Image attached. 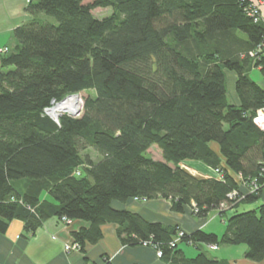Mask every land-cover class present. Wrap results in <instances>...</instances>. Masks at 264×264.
I'll return each instance as SVG.
<instances>
[{"label":"trees","instance_id":"trees-1","mask_svg":"<svg viewBox=\"0 0 264 264\" xmlns=\"http://www.w3.org/2000/svg\"><path fill=\"white\" fill-rule=\"evenodd\" d=\"M86 1L29 0L33 19L15 31V48L2 60L0 234L14 220L31 233L51 218L81 221L90 228L73 237L84 251L115 223L126 247L147 244L172 264H231L200 245L246 246V258L262 262L264 204H256L264 187V131L254 117L264 108V89L251 71L263 65L264 76V53H251L264 45V23L251 16L252 4ZM99 8L113 14L97 19ZM227 71L237 75V104L229 99ZM83 93L89 95L81 117L56 122L45 113ZM153 147L163 161L150 157ZM193 163L215 177L183 167ZM254 185L259 190L244 195L242 186ZM159 198L205 223L218 211L225 233L187 234L113 207ZM182 244L198 255L187 259Z\"/></svg>","mask_w":264,"mask_h":264},{"label":"crops","instance_id":"crops-1","mask_svg":"<svg viewBox=\"0 0 264 264\" xmlns=\"http://www.w3.org/2000/svg\"><path fill=\"white\" fill-rule=\"evenodd\" d=\"M248 1L259 7L260 18L264 23V0ZM28 2L29 0H0V71L2 60L7 55L1 53V50L9 48L12 51L15 48V31L33 19L28 12ZM262 69L263 65L254 68L251 76L264 89ZM226 74L229 96L232 103L237 104V75L230 71ZM212 148L219 153L217 145H212ZM189 167L193 168V172L187 171L195 177L209 178L216 175L212 169L202 163H193ZM241 189L246 191L244 186ZM263 204L264 187L256 206ZM113 207L135 213L149 223L177 227L187 234L203 229L207 233L222 236L226 230V221L218 211L210 213L205 223L195 218L190 210H186L183 214L173 211L172 204L161 198L148 201L129 199L125 202H115ZM89 228V224L81 221H72L71 224H67L57 218H51L44 221L35 233H31L27 231L24 221L14 220L10 223L7 232L0 234V264H105L106 262L110 264H172L170 259L158 258L156 251L152 248L126 247L119 237V226L115 223L103 226V237L98 243L88 244L84 251L82 248L67 251L66 246L75 244L73 234ZM200 247L208 253L218 252L220 257L214 258L227 260L231 264H264V260L254 262L247 259L246 246L243 248L239 246L236 249L230 248L231 246H224V248L220 246L218 250H211L206 245H200ZM179 250H182L187 259H194L199 253L196 247L193 250L183 245L179 247ZM237 250L239 254L235 252Z\"/></svg>","mask_w":264,"mask_h":264},{"label":"built area","instance_id":"built-area-1","mask_svg":"<svg viewBox=\"0 0 264 264\" xmlns=\"http://www.w3.org/2000/svg\"><path fill=\"white\" fill-rule=\"evenodd\" d=\"M251 16H253L254 18H256V21L261 20V18H260V12H259V7L252 5ZM8 52H9V48H5V49H2L1 50V53H3V54H7ZM262 53H264V45L259 46V48L257 49V52L251 53V56L252 57H256V56L257 57H260L262 55ZM80 97H81L80 95H73V96H70V97L66 98L63 102H61L59 104H56L55 102H53V107L52 108H49V109H46L45 110V113L48 116L51 117V114L50 113L55 108V106L57 107L60 104L67 102L69 99H75V100H77L78 103H75L74 104L73 109H71L70 112H68V111L64 112V115H68V116H71L73 118H79V117H81L82 112H83V105L81 103L82 101H81V98ZM58 119H59V117L58 118H55L54 120L56 122H58ZM254 123L257 126H259L264 131V108H261V109H259L257 111L256 116L254 117ZM262 165L263 166H262V169H261V174H262V178H264V163ZM217 173H218V171H217ZM220 179H223V176L220 175ZM255 182L256 181L254 180L253 184H255ZM258 190H259V188L256 185H254L253 188H251L250 190H246L243 193H244V195L254 194ZM234 196H236V193H233L232 195H230L231 198H233ZM63 221L65 223H67V224H71L72 223V221L66 220V219H64ZM144 247H147V244H145ZM210 248L212 250H217L218 249L215 246H210ZM66 250L67 251H70V250H80V246L77 243H75L72 246H66ZM157 257L158 258H162V253L161 252H157Z\"/></svg>","mask_w":264,"mask_h":264},{"label":"rangeland","instance_id":"rangeland-1","mask_svg":"<svg viewBox=\"0 0 264 264\" xmlns=\"http://www.w3.org/2000/svg\"><path fill=\"white\" fill-rule=\"evenodd\" d=\"M97 0H87L86 1V4H92V3H94V2H96ZM113 14V10L112 9H101V8H99V9H96V10H94L93 11V15L97 18V19H105V18H108V17H110L111 15ZM92 94V93H91ZM89 94L88 93H83V94H81L80 96V98H81V103H82V105H83V107H84V103H85V98L88 96ZM229 99H230V101L232 102V100H231V98H230V96H229ZM56 107V106H55ZM61 115H64V113H62L61 112ZM52 117V116H51ZM53 118V117H52ZM85 154H89V156L93 159V160H97V155L93 152V151H91V150H89L87 153H85ZM149 155H150V157H152L154 160H156V161H163V156H162V152H161V150L158 148V147H153L152 149H150L149 150ZM261 160V159H260ZM184 168H187L186 170H189L190 172H193V168H190L189 166H185ZM252 206H246L245 208L246 209H249V208H251ZM252 208H254V207H252ZM183 246H185V247H188V248H192L193 250H195V247H193V246H191V245H187V244H182ZM226 247H228V246H226ZM241 248H243L244 246H240ZM221 248H224V246H222ZM230 248H233V249H236V248H239V246L238 247H230ZM224 250V249H223ZM238 250H240V249H238ZM235 251V252H237V254H239V251ZM220 253V252H219ZM208 255H209V257H211V258H214L215 256L216 257H220L219 256V254H218V252H211V253H208Z\"/></svg>","mask_w":264,"mask_h":264},{"label":"bare ground","instance_id":"bare-ground-1","mask_svg":"<svg viewBox=\"0 0 264 264\" xmlns=\"http://www.w3.org/2000/svg\"><path fill=\"white\" fill-rule=\"evenodd\" d=\"M75 103H78L75 99H69L67 102L60 104L51 111V116L55 119L61 115V112H70L73 109Z\"/></svg>","mask_w":264,"mask_h":264},{"label":"water","instance_id":"water-1","mask_svg":"<svg viewBox=\"0 0 264 264\" xmlns=\"http://www.w3.org/2000/svg\"><path fill=\"white\" fill-rule=\"evenodd\" d=\"M62 115H60L59 117H61ZM52 118V117H51Z\"/></svg>","mask_w":264,"mask_h":264}]
</instances>
